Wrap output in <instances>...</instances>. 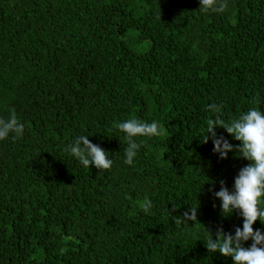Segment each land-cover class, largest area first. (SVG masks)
<instances>
[{
	"label": "trees",
	"instance_id": "obj_1",
	"mask_svg": "<svg viewBox=\"0 0 264 264\" xmlns=\"http://www.w3.org/2000/svg\"><path fill=\"white\" fill-rule=\"evenodd\" d=\"M227 2L216 13L199 0H0V118L14 109L25 128L0 140V264H234L205 247L243 227L212 189L233 191L250 162L201 139L208 104L226 122L264 112V0ZM131 118L162 134L136 137L127 165L113 125ZM80 135L109 170L65 151ZM191 206L198 221L177 225Z\"/></svg>",
	"mask_w": 264,
	"mask_h": 264
},
{
	"label": "clouds",
	"instance_id": "obj_2",
	"mask_svg": "<svg viewBox=\"0 0 264 264\" xmlns=\"http://www.w3.org/2000/svg\"><path fill=\"white\" fill-rule=\"evenodd\" d=\"M200 11L224 13L228 10L227 0H199ZM205 110L212 113L206 121V130L201 142L207 144L212 141L214 154H218L220 159L226 160L228 153H239V158L250 162L243 167L234 181V190L229 191L222 181L219 191L212 189L213 195L221 203L222 215L231 216L234 212H239L243 218V227H236L233 235L226 233L222 227L218 228L215 238L210 233L205 247L209 253H220L224 257H229L234 264H264V232L254 230L257 221L264 223V112L259 108H250L247 112L240 114L226 122L223 118V106L212 103L205 106ZM114 128L125 134L127 146L124 149V163L132 165L137 156L140 145L136 142V137H156L162 134V130L156 121L151 123L136 118H131L113 125ZM220 127L239 141L240 144L234 147L226 138L217 136L216 129ZM24 125L18 120L15 110L11 111L8 119L0 118V140L7 139L10 135L13 139L23 136ZM65 151L74 157L85 168L93 165L98 170H109L112 161L108 158L101 147L90 142L88 136L80 135L69 144ZM145 213L152 207L151 201L145 199L141 205ZM198 208L190 207L183 213L182 217H176L177 225L198 221ZM252 241L250 247H245V243Z\"/></svg>",
	"mask_w": 264,
	"mask_h": 264
}]
</instances>
